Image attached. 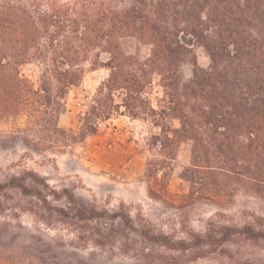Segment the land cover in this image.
Returning <instances> with one entry per match:
<instances>
[{
    "label": "trees",
    "instance_id": "16d2710c",
    "mask_svg": "<svg viewBox=\"0 0 264 264\" xmlns=\"http://www.w3.org/2000/svg\"><path fill=\"white\" fill-rule=\"evenodd\" d=\"M127 36L150 45L149 56L127 53L122 47ZM198 48L208 58L206 66L198 63ZM186 64L191 67L187 77ZM25 65L36 68L35 79L22 72ZM87 66L105 69L106 76L78 129L61 128L65 96L82 81ZM154 83L161 90L155 105L148 96ZM7 115H26L25 129L42 139L30 143L35 152H61L82 143L116 115L140 119L159 129L147 146L166 158L159 159L162 163L177 155L182 141L191 142L184 173L190 193L237 184L264 196V0H0V118ZM150 163L146 176L155 183L160 168ZM6 189L44 202L49 194L60 197L30 170L0 182V193ZM64 190L65 205L58 212L70 211L77 223L95 220V244H104L116 227L137 230L128 214L87 207ZM217 233L253 237L264 230L245 225L193 237L206 243ZM140 234L171 242L163 233L143 229ZM29 243L21 260L25 264L73 262L63 261L50 242ZM170 244L185 248L184 240ZM5 246L0 243V251ZM41 246L52 253L47 256ZM15 248L20 251L19 246L9 250ZM0 264L18 263L0 253Z\"/></svg>",
    "mask_w": 264,
    "mask_h": 264
},
{
    "label": "rangeland",
    "instance_id": "374dc122",
    "mask_svg": "<svg viewBox=\"0 0 264 264\" xmlns=\"http://www.w3.org/2000/svg\"><path fill=\"white\" fill-rule=\"evenodd\" d=\"M122 47L141 59L150 54V45L132 36L122 39ZM196 53L198 63L206 66L208 58L202 49ZM190 69L184 65L186 77ZM22 72L31 79L36 77L33 65H25ZM106 73L103 68L86 67L82 81L65 96L59 127L78 129ZM148 96L155 105L160 87L154 83ZM26 123V115L0 118V182L30 170L44 177L60 197L49 194L44 202L13 189L0 193V243L6 245L0 253L4 256L25 264L21 260L28 255L29 242L39 240L50 242L63 261L73 259L72 264H264V235L230 233L222 238L217 233L204 240L206 243L194 239L193 235H203L208 229L217 232L248 225L255 231L264 230V196L257 197L237 184L219 191L190 193L184 178L191 158L189 140L179 144L174 158L162 163L159 159L166 158L153 155L147 146V139L159 129L140 119L116 115L102 122L98 132L82 143L62 147L61 152L51 148L35 152L30 143L42 139L25 129ZM148 159L149 166L160 168L155 183L146 176ZM64 189L87 207L128 214L137 230L116 227L104 244H95V220L77 223L70 211L58 212L65 205ZM150 189L161 198H154ZM143 229L167 235L170 243L184 240L185 248L150 240L140 234ZM11 246H19L20 251L9 250ZM38 249L50 255L45 246Z\"/></svg>",
    "mask_w": 264,
    "mask_h": 264
}]
</instances>
